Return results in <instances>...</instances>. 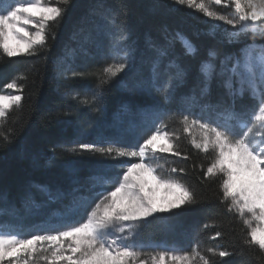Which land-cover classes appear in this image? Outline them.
<instances>
[{
  "label": "trees",
  "instance_id": "trees-1",
  "mask_svg": "<svg viewBox=\"0 0 264 264\" xmlns=\"http://www.w3.org/2000/svg\"><path fill=\"white\" fill-rule=\"evenodd\" d=\"M120 27L127 30L132 68L110 84L100 85L103 67L112 63L110 34ZM177 32L198 52L194 57L184 56L183 45L176 41L174 54L189 68V76L187 83L176 89L173 100L164 103L155 89L138 84L150 75L152 50L148 43H163L166 37L171 40ZM253 39L264 44V34L253 38L251 33L229 44L225 37L211 34L202 21L168 0H72L54 41L49 33L46 52L12 58L0 52V94L4 85L19 74L26 77L18 80L25 86L22 92L16 90L24 97L23 107L13 108L0 122V193L6 197L0 199V229L32 232L58 224L65 219L74 198L100 190L98 186L93 188L91 177L105 172L122 174L119 166L102 168L98 161L103 158L98 154L85 150L76 153L70 148L102 142L138 147L164 120L168 131L178 130L180 139L176 143L182 156L186 154L189 159L163 154L168 159L158 161L163 165L159 170L167 174L172 167L184 168L185 173L173 175L194 190L198 202L174 210L178 213L175 216L159 213L157 218H149L139 227L140 241L189 253L199 243L202 251L213 247L233 253L230 257H213L217 264H264V251L244 243L250 239L247 226L221 203L220 179L204 178L203 171L214 154L206 157L195 149L179 122L181 114L214 119V114L202 113L201 105L228 100L218 80L212 82L211 94L199 102L182 99L193 94L199 63L209 59V50L214 49L223 58L237 54ZM68 49L75 50L71 64L65 59ZM70 66L88 74L71 78L66 73ZM195 92L198 94L199 89ZM252 106L247 96L236 100L238 111ZM212 221L213 227L201 231ZM216 231L222 235L211 239ZM204 254L210 255L206 251Z\"/></svg>",
  "mask_w": 264,
  "mask_h": 264
},
{
  "label": "snow or ice",
  "instance_id": "snow-or-ice-1",
  "mask_svg": "<svg viewBox=\"0 0 264 264\" xmlns=\"http://www.w3.org/2000/svg\"><path fill=\"white\" fill-rule=\"evenodd\" d=\"M170 2L194 8L205 17L230 26L223 29L229 44L238 43L241 36L249 33L253 38L264 34V0ZM71 3L72 0H0V52L8 58L37 56L39 50L46 52L49 33L54 41ZM222 3L233 9L232 14L225 15L211 7ZM210 27L219 28L220 24ZM110 35L112 63L103 67L100 85L110 84L132 68L126 28L120 27ZM176 41L183 45L184 56L197 55L196 47L179 32L171 40L166 37L163 43L150 41V75L138 84L155 89L164 103L173 100L176 89L186 84L189 76V68L174 54ZM74 56L75 50L68 49L65 59L71 64ZM208 56L199 63L193 94L182 99L199 102L211 94L212 82L218 80L228 100L221 98L216 104L201 105L202 113L214 114V119L181 114L179 122L183 132L191 136L195 149L206 157L214 154L203 171L204 178L220 179L221 203L226 205L227 212H236L247 226L250 239L244 243L264 251V44L257 45L253 39L237 54L220 58L210 49ZM66 73L71 78L88 74L75 66L66 69ZM20 79L26 77L19 74L4 87L22 92L25 86L18 83ZM195 88L199 89L198 94ZM245 96L253 101V106L238 111L236 100ZM23 100L22 95H0V122L7 119L13 108H22ZM167 128V122L160 120L138 147L102 142L79 143L70 148L76 153L85 150L98 154L103 158L98 161L102 168L111 170L119 166L122 174L105 172L91 177L93 188L98 186L100 190L74 198L65 219L58 224L32 232L0 229V264H217L213 257L233 255L213 247L204 250L210 254L206 255L199 243L192 246L190 253L167 246L145 252L143 245L136 243L137 229L149 218H157L158 213L175 216L178 213L174 210L198 202L194 190L173 175L185 173L184 168L172 167L167 174L159 170L163 165L158 161L168 159L160 154L182 156L176 143L180 139L178 130L170 132ZM158 140L163 143L157 145ZM5 142L10 143L7 137ZM182 158L189 159L186 154ZM105 160L117 163L105 164ZM4 198L5 194L0 193V199ZM214 224L205 223L201 231ZM221 235L216 231L211 239Z\"/></svg>",
  "mask_w": 264,
  "mask_h": 264
},
{
  "label": "rangeland",
  "instance_id": "rangeland-1",
  "mask_svg": "<svg viewBox=\"0 0 264 264\" xmlns=\"http://www.w3.org/2000/svg\"><path fill=\"white\" fill-rule=\"evenodd\" d=\"M168 1H170V0H168ZM197 2H198V0H197ZM205 2L207 3V0H205ZM174 5V4H173ZM14 6V5H13ZM175 6H177V7H181V8H183V9H185V10H187L192 16H194V17H196V18H198L200 21H202L204 24H205V26L207 27V29L209 30V32L211 33V34H217V35H220V36H223V37H225L226 38V34H225V32L223 31V29H225V28H230V26H228V25H223V23L222 22H217V21H213V20H211L210 18H208V17H205L202 13H200L198 10H196V9H194V8H188L187 6H178V5H175ZM211 7H213L214 8V10H217V11H219L220 13H222V14H225V15H230V14H232V12H233V9L231 8V7H225L224 5H223V3L221 4V5H211ZM213 24H220V27L219 28H215V29H213L212 27H210L211 25H213ZM33 31H34V29H33ZM227 40V39H226ZM257 45H259L258 43H256ZM245 45H247V44H245ZM245 45H243L241 48H243ZM240 48V49H241ZM240 49H239V51H240ZM239 51H238V53H239ZM17 57V56H16ZM8 94H11V95H19L17 92H16V90H14V89H6L5 88V90H4V92H2V94H0V95H8ZM150 134V133H149ZM147 136V135H146ZM146 136L143 138V139H145L146 138ZM157 145H160V144H162L163 143V141H156L155 142ZM164 154H169V153H164ZM160 155H163V154H160ZM122 159H128V158H122ZM133 160H135V158H133ZM159 214V213H158ZM253 226H255V222H253ZM138 233H139V228L137 229V234H136V243L138 244V245H143V251H145V252H150V251H158V250H162L165 246H167L168 248H174L173 246H169V245H166V244H159V243H154L153 245L152 244H150V243H143L142 241H140V239H139V236H138ZM156 246H159V247H156ZM176 249V248H175ZM41 264H43V262H41Z\"/></svg>",
  "mask_w": 264,
  "mask_h": 264
},
{
  "label": "bare ground",
  "instance_id": "bare-ground-1",
  "mask_svg": "<svg viewBox=\"0 0 264 264\" xmlns=\"http://www.w3.org/2000/svg\"><path fill=\"white\" fill-rule=\"evenodd\" d=\"M106 41V40H105Z\"/></svg>",
  "mask_w": 264,
  "mask_h": 264
}]
</instances>
